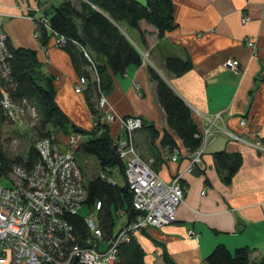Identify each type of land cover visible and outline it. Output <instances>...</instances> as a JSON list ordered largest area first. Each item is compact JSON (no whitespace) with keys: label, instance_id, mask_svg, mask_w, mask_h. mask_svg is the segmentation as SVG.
Masks as SVG:
<instances>
[{"label":"crops","instance_id":"0c3cea01","mask_svg":"<svg viewBox=\"0 0 264 264\" xmlns=\"http://www.w3.org/2000/svg\"><path fill=\"white\" fill-rule=\"evenodd\" d=\"M63 1L0 0L2 31L13 48L35 52L41 74L52 80L56 106L72 125L89 133L95 122L88 102L97 105L95 93L84 89L76 94L74 88L80 76L70 56L53 35L45 44L35 36V21ZM136 1L145 4V0ZM171 2L176 28L162 38L143 20L139 22L141 34L121 24L140 52L142 63L114 76L110 90L104 93L117 117L108 125L109 135L114 142L126 139L118 118L138 117L144 127L131 133L132 143L162 181L169 182L187 164L189 153L166 125L149 68L190 108L200 131L205 127L203 116L210 118L221 112L222 121L215 122L220 131L205 146L201 164L183 176L185 195L177 207L175 222L161 228L149 227L133 238L143 251L145 264H206L217 245L231 253L246 247L252 251L250 264H257L264 257V0ZM242 13L250 17L245 25L241 24ZM247 36L256 42V55L245 48ZM167 58L188 60L192 67L175 76L164 69ZM227 60L237 61L238 72L224 66ZM240 119L245 125H239ZM149 126L158 132L155 139L150 138L146 129ZM221 130L239 139H231ZM165 131L179 151L175 162L162 157L165 149L160 141ZM83 136L90 137L82 135V141ZM67 137L65 132H56L61 152L66 150ZM256 142L260 150L252 146ZM217 152L241 156V164L229 183L223 181L215 163ZM119 178L123 182L119 186H126L120 171ZM128 221V215L119 211L118 229ZM189 230L196 237L188 236Z\"/></svg>","mask_w":264,"mask_h":264},{"label":"built area","instance_id":"2783aa9c","mask_svg":"<svg viewBox=\"0 0 264 264\" xmlns=\"http://www.w3.org/2000/svg\"><path fill=\"white\" fill-rule=\"evenodd\" d=\"M2 19L0 14V111L5 124H11L19 133L34 127L38 113L35 105L27 99L12 98L16 85L9 67L11 54L2 31ZM29 19L32 20L31 17ZM249 21L250 17L242 13L241 24ZM39 22L48 27L46 18H40ZM35 36L38 37L37 32ZM53 36L59 46L65 44L63 37L55 33ZM244 45L247 51L256 55L257 45L251 37H245ZM85 57L90 62L86 54ZM224 66L234 72L239 70L234 60L225 61ZM91 72L98 84L92 64ZM86 85V78L80 76L74 92L81 93ZM97 93L99 122L109 125L117 117L98 87ZM202 119L205 127L200 132V146L189 153L187 164L169 182H164L150 164L140 158L132 143L130 135L142 128L143 121L138 117L118 118L127 137L115 142L116 153L124 165V179L132 193L134 216L108 239L104 238L97 220L84 219L88 236L83 245L78 243L74 228L68 221L69 217L78 215L88 198L86 183L74 158L82 135L68 136L64 152L59 150L54 135L37 140L34 147L39 160L30 170L17 165L5 169L0 143V264H119V246L129 243L134 234L175 222L177 207L185 195L183 176L191 174L201 164L205 146L220 131L215 122L222 121V113H215L210 118L203 116ZM239 125H245L244 119L239 120ZM221 132L231 139H239L229 131ZM12 142L16 143V140L12 139ZM252 146L261 149L258 142ZM162 154L163 160L171 162L179 157L177 148L165 149ZM100 176L104 178L102 174ZM108 182L114 184L110 179ZM99 209L100 203L97 202L91 211L96 216ZM187 235L196 237L190 230Z\"/></svg>","mask_w":264,"mask_h":264},{"label":"trees","instance_id":"16d2710c","mask_svg":"<svg viewBox=\"0 0 264 264\" xmlns=\"http://www.w3.org/2000/svg\"><path fill=\"white\" fill-rule=\"evenodd\" d=\"M74 1L65 0L59 6L45 12L44 18L48 20V27L41 25L38 19L35 21L36 32L42 44H45L49 35L53 33L64 38L65 44L61 48L70 56L78 75L86 78L85 90L94 92L96 99L97 87L104 94L110 90L114 76L123 75L130 66H139L142 63L140 52L121 29L122 23L130 30L141 34L139 22L143 20L156 29L158 38H162L176 28L171 0H145V4L136 0ZM6 43L11 54L9 67L16 85L12 98L16 100L24 98L35 105L38 121L33 131L37 140L55 136L58 131L65 132L68 136L75 133L90 136L78 144L75 152L94 157L101 173L86 182L88 198L84 206L91 210L95 207V203H100V209L96 213L97 225L104 238H110L116 227L115 216L119 218L117 213L124 211L130 221L134 216V209L132 193L126 186L112 184L107 178L100 176L105 171L116 169L124 177V165L117 153L112 150L115 142L109 135L108 125L99 122L96 103L90 101L88 105L94 118V128L88 133L72 125L56 106L52 80L41 74L35 52L13 48L7 38ZM91 64L96 70L98 84L92 78ZM191 67L188 60L167 58L164 62V69L175 76L185 74ZM149 75L155 82L157 102L164 112L169 131L181 141L188 153L194 152L201 144V131L193 120L190 108L151 68ZM0 122H4L1 111ZM146 129L151 139L158 136L153 126ZM160 144L168 150L177 148L171 134L166 131L162 135ZM214 158L218 170L223 174V181L229 183L241 164V156L238 153L217 152ZM38 160L39 153L34 146L27 149L25 157L16 156L9 159L1 153V161L5 169L17 165L30 170ZM68 221L74 228L78 243L83 245L88 236L84 219L76 215L69 217ZM251 252L250 249L243 247L231 253L223 245H217L205 261L206 264H250ZM118 254L119 264H145L143 251L133 237L129 243L119 246ZM257 264H264V257Z\"/></svg>","mask_w":264,"mask_h":264},{"label":"rangeland","instance_id":"374dc122","mask_svg":"<svg viewBox=\"0 0 264 264\" xmlns=\"http://www.w3.org/2000/svg\"><path fill=\"white\" fill-rule=\"evenodd\" d=\"M12 139H15L16 143H13ZM83 140H86L85 136H83ZM36 141L37 138L35 132L33 131V128L26 131H20L18 133V130L13 128L11 124H5V122H0V143L3 150V154L9 159H12L16 156L25 157L27 149L30 146H34ZM74 158L77 166L81 170L82 177L85 183L88 182L93 176L101 173L98 162L94 157L84 156L80 152L76 151L74 152ZM103 176L104 178L112 180L118 186L123 184L122 180L119 178V172L116 169L112 171H105L103 173ZM78 215L81 216L83 219L93 218L96 221V216L94 212L89 210L86 206H83L78 211ZM115 221L116 231L119 228V218L117 216H115Z\"/></svg>","mask_w":264,"mask_h":264},{"label":"water","instance_id":"95a60500","mask_svg":"<svg viewBox=\"0 0 264 264\" xmlns=\"http://www.w3.org/2000/svg\"><path fill=\"white\" fill-rule=\"evenodd\" d=\"M112 150L116 152V145L114 144Z\"/></svg>","mask_w":264,"mask_h":264}]
</instances>
